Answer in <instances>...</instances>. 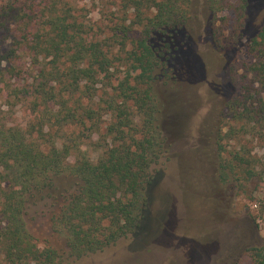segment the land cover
<instances>
[{
    "label": "trees",
    "instance_id": "1",
    "mask_svg": "<svg viewBox=\"0 0 264 264\" xmlns=\"http://www.w3.org/2000/svg\"><path fill=\"white\" fill-rule=\"evenodd\" d=\"M206 1L238 43L248 0ZM192 2L121 0L133 16L106 37L64 0H0V31L7 35L0 39V97L25 102L32 113L24 125L0 119V264H69L145 232L151 171L166 151L156 84L169 77V37L187 24ZM246 56L241 94L229 103L243 129L264 120V23L247 41ZM100 110L110 116L108 141L91 158L62 132L99 130ZM234 160L249 164L237 153ZM62 176L74 183L56 194ZM45 199L57 240L41 244L27 220ZM250 251L253 264H264V246Z\"/></svg>",
    "mask_w": 264,
    "mask_h": 264
},
{
    "label": "rangeland",
    "instance_id": "2",
    "mask_svg": "<svg viewBox=\"0 0 264 264\" xmlns=\"http://www.w3.org/2000/svg\"><path fill=\"white\" fill-rule=\"evenodd\" d=\"M64 1L99 36H111L110 29L121 18L133 16L122 9L121 0ZM192 4L187 24L169 37V77L162 76L156 84L166 151L151 171V216L145 232L69 264H253L250 249L264 246V120L243 129L229 108L241 94V60L247 57V41L264 23V0H248L238 43L229 38L206 0ZM139 33L136 28L132 36ZM6 36L0 31V39ZM100 112L99 130L65 127L62 140L96 157L108 141L110 116ZM31 114L27 103L12 105L0 97L5 123L24 125ZM78 151H72V160ZM235 153L249 164H237ZM73 183L70 177L58 178L56 194ZM50 203L43 200L28 215L41 244L57 240L49 222Z\"/></svg>",
    "mask_w": 264,
    "mask_h": 264
}]
</instances>
